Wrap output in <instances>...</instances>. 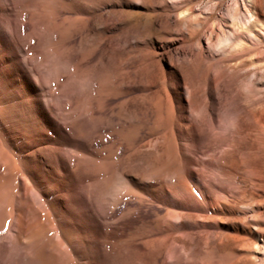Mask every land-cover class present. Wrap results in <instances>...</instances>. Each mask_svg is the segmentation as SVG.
I'll list each match as a JSON object with an SVG mask.
<instances>
[{"label":"rangeland","instance_id":"1","mask_svg":"<svg viewBox=\"0 0 264 264\" xmlns=\"http://www.w3.org/2000/svg\"><path fill=\"white\" fill-rule=\"evenodd\" d=\"M163 1L0 0V264H264V140L247 132L264 39L201 62L220 87L187 130L157 105L166 80L179 106L196 52L179 22L216 29L242 0L171 17Z\"/></svg>","mask_w":264,"mask_h":264},{"label":"bare ground","instance_id":"2","mask_svg":"<svg viewBox=\"0 0 264 264\" xmlns=\"http://www.w3.org/2000/svg\"><path fill=\"white\" fill-rule=\"evenodd\" d=\"M45 1L41 0L37 2L35 0L36 3L34 2V4L32 2L34 4L32 6H35L38 9L43 8L44 4H46L44 3ZM181 1L182 0H164L161 5L162 10L159 12V16L165 15L167 17H171L176 14L179 11ZM190 1L199 3L200 0ZM249 2L250 4L247 5L244 0H242L240 2L242 9H240L238 2H235L233 14L230 15L228 19L229 24L223 19L216 29L207 28L205 25L196 21L179 22V25L187 32H189V28H193V36L197 37V42L195 44L196 52L191 56L190 70L181 74L182 84L178 86V89H175V91H177L174 93V97H178L179 106L177 105L176 100L173 99L171 93L172 90H170L171 88L167 85L166 80L161 82L163 98L160 100L157 99V105L165 107L168 114L177 113L179 116L182 115L183 118L178 120L187 130L191 127L189 117L193 113L202 111L204 108L203 104L205 103V93L207 91H215L220 87L221 78L218 76L210 79L207 78V83H202V78H199V75H197L201 62L203 60L213 61L216 57L231 54L237 47L244 46L246 43H249L252 46H258L260 43V39L258 38L259 36L264 39V30L256 34L252 29L254 26L260 24L258 17L261 15V7L258 5L257 0H250ZM216 6L217 4H214L213 7L206 12V14L211 15ZM148 10L152 13L147 15V19L152 21V14L153 12L157 13V8L152 4L148 5ZM197 10L200 13V8ZM192 76H194L195 79H193ZM253 88L254 82L251 81L249 85H247V92L250 94L253 93ZM179 109H181V111H179ZM247 122V132L249 134H253L256 139L264 140V112L261 111L257 116H254L251 121L247 120ZM8 171L12 174L10 169H8ZM7 186L9 185L7 184ZM4 189L0 190V197L1 194L9 192V188L6 192H4ZM10 198L11 195L8 193L7 202H9ZM211 205H213V203H211Z\"/></svg>","mask_w":264,"mask_h":264}]
</instances>
